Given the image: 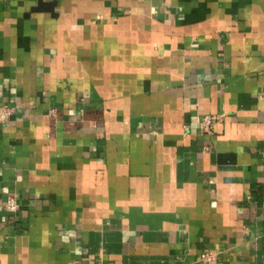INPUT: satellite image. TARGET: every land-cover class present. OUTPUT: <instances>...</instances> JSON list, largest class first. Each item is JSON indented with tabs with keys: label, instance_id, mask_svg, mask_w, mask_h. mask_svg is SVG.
Segmentation results:
<instances>
[{
	"label": "crops",
	"instance_id": "obj_1",
	"mask_svg": "<svg viewBox=\"0 0 264 264\" xmlns=\"http://www.w3.org/2000/svg\"><path fill=\"white\" fill-rule=\"evenodd\" d=\"M0 103V264H264V0H0Z\"/></svg>",
	"mask_w": 264,
	"mask_h": 264
},
{
	"label": "built area",
	"instance_id": "obj_2",
	"mask_svg": "<svg viewBox=\"0 0 264 264\" xmlns=\"http://www.w3.org/2000/svg\"><path fill=\"white\" fill-rule=\"evenodd\" d=\"M16 107L10 103H0V122H5L14 114ZM221 119L220 114L208 113L205 114L200 123L203 132H212L214 125ZM5 207L10 211H17L20 207L18 196L16 192H9L5 201ZM219 251L216 250H203L198 257V260L206 264L219 263Z\"/></svg>",
	"mask_w": 264,
	"mask_h": 264
}]
</instances>
